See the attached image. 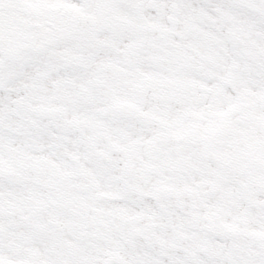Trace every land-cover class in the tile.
Segmentation results:
<instances>
[{
  "label": "snow or ice",
  "instance_id": "snow-or-ice-1",
  "mask_svg": "<svg viewBox=\"0 0 264 264\" xmlns=\"http://www.w3.org/2000/svg\"><path fill=\"white\" fill-rule=\"evenodd\" d=\"M0 264H264V0H0Z\"/></svg>",
  "mask_w": 264,
  "mask_h": 264
}]
</instances>
